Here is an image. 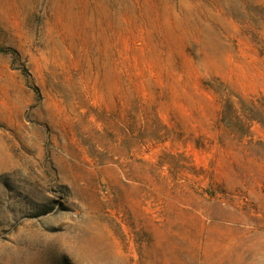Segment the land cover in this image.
Returning <instances> with one entry per match:
<instances>
[{
	"label": "rangeland",
	"instance_id": "374dc122",
	"mask_svg": "<svg viewBox=\"0 0 264 264\" xmlns=\"http://www.w3.org/2000/svg\"><path fill=\"white\" fill-rule=\"evenodd\" d=\"M0 264H264V0H0Z\"/></svg>",
	"mask_w": 264,
	"mask_h": 264
}]
</instances>
